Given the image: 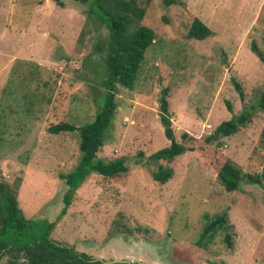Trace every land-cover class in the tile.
Masks as SVG:
<instances>
[{"label":"rangeland","instance_id":"obj_1","mask_svg":"<svg viewBox=\"0 0 264 264\" xmlns=\"http://www.w3.org/2000/svg\"><path fill=\"white\" fill-rule=\"evenodd\" d=\"M62 2L0 0V176L20 178L17 200L24 216L54 221L53 239L104 261L264 264V186L244 180L226 191L211 167L214 156L199 154L201 160L186 151L172 161L149 158L170 143L159 118L164 88L179 141L183 132L201 141L221 121L249 111L245 124L222 137L214 151L245 174L261 170L264 65L250 46L255 41L264 52V0H179L169 6L138 0L145 6L141 23L155 39L133 89L118 86L97 154L106 161L124 157L128 169L114 176L90 173L65 209L59 173L77 162V132L53 134L48 126H79L102 105L108 29L87 13V2ZM195 17L212 30L210 36L187 37ZM159 164L173 168L165 183L152 177ZM218 215L226 216V228L200 239ZM13 262L8 255L0 259Z\"/></svg>","mask_w":264,"mask_h":264},{"label":"trees","instance_id":"obj_2","mask_svg":"<svg viewBox=\"0 0 264 264\" xmlns=\"http://www.w3.org/2000/svg\"><path fill=\"white\" fill-rule=\"evenodd\" d=\"M54 1L63 5L62 0ZM81 1L88 3L87 13L96 16L108 29V45L104 59L106 77L102 80L105 93L102 105L96 110L91 120L79 126L65 121L48 126V131L53 134L66 131L77 132L79 151L77 162L70 171L59 173V177L66 187L62 198L63 209L68 206L73 194L90 173L114 176L127 171L128 165L124 157L106 161L98 157L97 154L105 143L104 134L112 123L117 107L115 95L118 86L133 89L145 51L155 39L154 30L141 23L145 14V6H140L138 0ZM148 1L150 0H146V2ZM162 2L166 6L179 4V0H162ZM211 34L212 30L197 17L193 18L187 31L188 38L199 40ZM250 48L264 65V52L255 41L251 42ZM233 81L235 89L242 98L241 85L237 81ZM166 94L167 91L163 88L159 100V118L164 135L170 143L151 153L150 159L172 161L186 151H193L198 155L206 156L207 159L214 156L211 167L226 191L238 189L240 182L244 180L264 186V163L259 172L252 175L245 174L230 159L223 157L219 151H214L220 147L222 137L232 135L240 126L245 124L250 115L249 111H242L238 115L221 121L214 131L201 141L194 140L187 132L181 133V140L179 141L174 137ZM259 102L264 109L263 96ZM227 107L231 109L229 102H227ZM203 151L209 153H202ZM200 159L202 160L204 157L200 156ZM172 175L173 168L163 164H159L157 169L152 172V177L160 183L167 182ZM19 182V177H16L13 182H8L1 179L0 176V259L8 255L9 260L14 261L13 264L19 263V258H22L23 264H104L102 260L83 251H78L69 244L53 239L51 231L55 226L54 221L25 217L17 200ZM62 213L63 210H61ZM225 217L218 215L209 220L200 235V239L217 228L224 227L225 229ZM224 242L228 248L232 246L230 233H225ZM197 245L200 244L197 243ZM21 262L20 264H22Z\"/></svg>","mask_w":264,"mask_h":264},{"label":"water","instance_id":"obj_3","mask_svg":"<svg viewBox=\"0 0 264 264\" xmlns=\"http://www.w3.org/2000/svg\"><path fill=\"white\" fill-rule=\"evenodd\" d=\"M102 262L104 264H114V263L131 264V263L127 262V260H123V259H114V260H107V261L102 260Z\"/></svg>","mask_w":264,"mask_h":264}]
</instances>
